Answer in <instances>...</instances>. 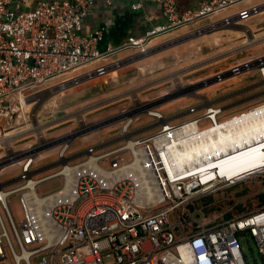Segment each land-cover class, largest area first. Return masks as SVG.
<instances>
[{"label": "built area", "instance_id": "obj_1", "mask_svg": "<svg viewBox=\"0 0 264 264\" xmlns=\"http://www.w3.org/2000/svg\"><path fill=\"white\" fill-rule=\"evenodd\" d=\"M250 1L199 0L193 8L181 10L176 0H133V11H141L147 3L157 4L166 22L102 52L104 31L84 34L95 0H0V140L8 137L7 130H13L29 108L39 105L36 98L76 80L65 77L132 48L144 50L158 37L212 20ZM105 3L112 5L111 0ZM250 11L242 14L248 17ZM256 70L264 83V57L236 66L230 78ZM153 112L158 121L163 119L160 112ZM205 115L212 120L216 114L212 109ZM187 123L175 126L162 121L164 129L155 136L131 140L150 168V183L155 188L150 200L140 181L126 175L129 165L125 159L116 157L130 149L128 144L98 158L97 163L90 158L73 167L63 153L66 165L62 170L39 180H33V175L41 168L29 170L35 159L30 153L24 165L28 183L7 191L9 196L27 190L30 182L38 186L61 177L56 175L66 168H74L75 174L69 182L64 177L63 187L56 192L43 196L36 192L38 204L32 199L28 204L22 194L24 218L19 223L9 202L4 207L0 202V264H197L201 259L208 264H248L242 243L249 241L264 257V202L259 199L264 196V168L227 184L261 180L254 210L237 213V205L229 212L207 214L203 206L193 204L215 188V175L197 177L188 166L176 170L172 159L173 141L167 135ZM176 147L182 148L180 143ZM100 159H106L107 165L100 164ZM10 160L14 159L0 160V170ZM1 191L6 192L2 187Z\"/></svg>", "mask_w": 264, "mask_h": 264}, {"label": "rangeland", "instance_id": "obj_2", "mask_svg": "<svg viewBox=\"0 0 264 264\" xmlns=\"http://www.w3.org/2000/svg\"><path fill=\"white\" fill-rule=\"evenodd\" d=\"M232 10L225 13L231 12ZM208 22L209 20L201 22L195 26L184 28L186 29V31L179 33V30V32L172 33L169 36H164L158 41L157 39L150 41L147 44V49L144 50L152 51L158 48H166L165 46L168 47L172 45V43H179V41H181V38H188L186 40H183L182 44H177L178 46L175 45L174 47L165 49L163 51L149 54L147 57H152L148 61H146V63H148L145 65V67H142L144 73H141L140 77H131L130 79H127L125 81H119L115 78V75L106 74L91 81L90 83L87 82L84 84H80L75 88L71 86L59 95L52 97V100L50 99L51 101L48 104L36 110L37 114L34 113V111L38 106L36 108H29L24 115V119L18 122L13 130H7V133H10L8 137L10 135L13 136L11 137V143L9 144L10 146L7 147L6 144L2 143V139L0 140V142L2 141L0 143V160L8 157L14 159V162L8 161L7 163H5L3 168L0 170V188L3 187L4 183L16 180L17 178L21 177H23L22 180L4 187L3 189L7 192L27 185L29 178H26V180L24 177V165L26 162V157H28L29 154L34 151V149L36 150V148L38 147L39 149L41 148L40 150L42 151L40 153H35V159L31 169H29L30 171H35L36 169L42 168L43 166L57 162L61 158V151L66 143H68V148L64 153V156L69 158L88 153L92 149L96 148L90 155L85 154L80 156L79 158H76L75 160L70 161V166L73 167L81 162L90 159L91 157H95L98 159L102 156H105L108 152L126 146L128 144V141H126L125 136H127L129 133L140 132L133 138V141L142 140L147 137H151L152 135L155 136L159 131H162L164 129V127L161 126L162 121H167L171 123V125L180 126L184 124L185 121L194 117L195 115L188 114L180 118L179 120L171 121L168 116L162 114L163 119L158 121L156 117L149 116L143 113L145 110H141L139 106L137 107L135 105V101L137 100V102H139L141 106H145L146 104H148V102L146 101V97L148 96V94L153 92L152 90L154 88L162 89L163 84H158V82L153 81L154 78L162 75V72H158V70L153 66L152 62H155V59L159 60L160 62L170 63V65H172L171 67L174 68V79L177 82V84H174L175 90H188V93L193 94H196V92H207L211 89V87H205V83H207L211 79L209 72L212 69L210 67L213 68V66H219L220 68H225V65H227L226 67H233L230 70L227 69L223 72H220L222 69L220 70V68L217 67V69H219L217 71L219 74L214 76L215 79H212L216 80L217 77L223 78L227 76V78L225 79L228 82L226 81L219 84L213 83L216 85L212 87L215 89V91L230 93L238 88L243 90L250 86L252 87V85L254 84H257L258 81L262 79L259 70H256L249 75H243L238 78H230V74L233 68L241 65L242 63L244 64V60L247 63H255L260 58L264 57L263 36L254 33V29L250 28L252 39L255 40H252V42H250L248 41V34L245 33L242 29L241 31L236 29L213 31V28H211L210 25H206L208 24ZM191 34H194L196 37L194 39L191 38ZM133 51L134 54L136 53L137 55L134 56L132 60H129L128 63L133 64L136 62H141L145 59L139 58V53L142 51V49L132 48L130 52ZM226 53H230V57L227 56L226 58L216 63L204 66L193 72L183 71L187 68H191L190 66L192 65H196L200 62L210 60L216 56ZM149 70L152 71L150 72ZM80 72L81 71L69 75L64 79L72 78L74 77V75H78V73ZM191 73L194 74L191 75ZM177 75H179L181 77V80H184V82H181L180 79L177 81ZM253 75H255L256 77H254ZM206 79L208 81H206ZM233 79H235L236 81L239 80L241 82L236 86H232L229 80ZM190 80H195V82H192ZM145 85L151 86L146 88L144 91L137 93L135 99H132V97H128L114 104L100 107L96 110L84 113L82 115L84 127L81 128L79 126L80 119H78L77 114L82 110L89 108L97 103L110 100L119 95L128 94L139 88H143V86ZM199 85H201V87L204 85V87H200L201 89H199ZM177 86L179 87L177 88ZM41 90L42 93H45L44 91H47L43 89ZM253 92H255V90ZM170 95L171 94H169V96ZM165 99L166 98L164 97V99H159L157 102H161L162 100L165 101ZM263 106L264 98L250 102V105L246 108L244 114H248L254 110L260 109ZM152 111L154 110L152 109ZM239 114L240 115H237V117L235 118L244 115L241 113ZM125 115L128 117L122 118V116ZM32 116H35L36 122L42 125H47L44 130V134H38L40 131H38L35 127L36 123H34ZM64 118H66V121H64L63 123L53 124L61 121ZM233 119L234 117L230 116L223 122H228ZM207 121L210 122L209 124H212L210 120ZM128 124V132L125 133V127ZM140 130H142V132ZM17 135L22 136L16 137ZM71 135H73V137L69 140H66V138ZM8 148L11 151L10 154H8ZM116 157H123L129 166L133 163L134 160L133 151L131 149H128L126 151L124 150L120 154H117ZM111 158L112 157L107 159L111 160ZM62 160L65 161L66 159L64 158ZM105 161L106 159L99 160L100 164L107 165L108 162ZM61 170L62 167L59 166L54 168L53 170L41 172L33 176V180H39L49 177ZM252 172H248L241 177L246 176ZM238 178H234L230 181H225L221 178L215 180V188L203 193L202 198L197 202H194L193 205L203 206V211L207 214H213L215 212H229L237 205L244 207V211L254 210L258 202L257 197L255 196L263 187V182L258 178H249L239 181L232 186L227 185L228 183ZM63 185L64 177L61 176L49 180L45 183L39 184L35 189L38 195L43 196L60 190ZM30 191V188H28L27 190L18 191L17 193L9 196L7 199L11 212L17 223H19L24 218V212L22 204L20 202V198L22 194H30ZM230 192L233 193L231 195H228V193ZM0 207H2L1 204ZM190 209L192 210L193 207L191 206ZM1 212L6 220L9 231L11 232L9 223L2 208ZM242 248L245 260L248 264H264V257L260 256L257 247L253 242H243Z\"/></svg>", "mask_w": 264, "mask_h": 264}, {"label": "crops", "instance_id": "obj_3", "mask_svg": "<svg viewBox=\"0 0 264 264\" xmlns=\"http://www.w3.org/2000/svg\"><path fill=\"white\" fill-rule=\"evenodd\" d=\"M198 1L199 0H176V3L179 9L182 10V9L193 8ZM105 2L106 0H95V5L92 9V12L90 13L87 20L84 23V34L86 35H91L92 33H94L95 30L98 29H102L104 31V42L100 45V51L102 52H107L110 49L111 50L116 49L121 45L127 43L130 37H140L146 34L147 32H150L152 29L161 27L166 22L165 18L162 16L160 7L155 3H147L145 4L144 8L141 11H133L131 8L133 0H111L112 2L111 6H108ZM260 6H264V0H252L245 5L233 9L231 12L225 14L222 13L220 15L215 16L212 20H209L208 24L206 25H210L212 27L218 24L219 22H223L226 19L243 12L244 10H249ZM247 23H248L247 26L249 28L254 29V33L262 35L264 38V10L263 11L260 10L257 14L252 15L251 18H249V20L247 21ZM181 30L180 32L179 30H176L174 32L163 35L156 39L158 41L162 39V37L169 36L172 33L175 32L182 33L186 31V29L184 30L181 29ZM186 39L188 38L187 37L181 38V41H179V43L178 42H176L175 44L172 43V45L168 47L165 46L166 48H158L152 51L142 50L143 52L141 51L139 53V56L147 57L149 54L163 51L165 49L174 47L177 44L180 45L183 43L182 41ZM136 55L137 54L136 53L134 54V51L133 52L126 51L118 55H115L109 59L94 64L93 66L78 73V75H74V77H72V79H78L76 81V84L73 85V88H75L80 84H84L87 82L90 83L91 81L99 77H102L106 74L115 75L116 76L115 78L118 79L119 81H125L127 79H130L131 77H137V76L140 77L141 73H144L142 67L143 66L145 67V65L148 63V62L146 63V61H148L152 56L147 57V59L145 58L141 62H136L133 64L128 63V61L132 60ZM154 61L155 62H152L154 68H156L158 72H162V75L154 78L153 81L158 82V84H163V86L162 89L154 88L152 90L153 92L148 94V96L146 97V101L150 104L156 103L159 99L160 100L162 98L164 99V97L167 99L169 94H171L172 92L175 91H176L175 93L183 92L180 91L179 89L175 90L174 84H177V82L174 79L175 70L173 67H171L172 65H170V63L167 62H160L157 59H155ZM244 63L247 62L244 60ZM226 66L227 65H225V68H220L219 66H213V68L210 67L212 69L209 72L211 78L210 81L214 80L215 79L214 76L219 74L217 72L219 70L217 69V67L220 68V70L222 69L220 72L226 71L227 69L230 70L233 67V66H229V67ZM195 70H191L189 72H193ZM149 71L151 72L152 70ZM192 74L194 73H191V75ZM177 76H178L176 78L177 81L180 79L181 82H184V80H181V77L179 75ZM253 76L256 77L255 75ZM190 81L195 82V80L194 81L190 80ZM206 81L208 80L206 79ZM226 81L227 80L225 81L222 80L220 82H217V84L224 83ZM238 81L239 80L236 81L235 79L229 80L232 86H236L241 82ZM260 83L261 80H259L257 84ZM254 85H252V87L250 86L243 90L238 88L236 89L237 91L235 90L230 93H222L215 91V89L212 87L216 85L211 84L210 86L211 89L207 92L205 91L196 92V94L190 93L192 97L180 96L165 102L162 100L161 101L162 103L155 105L151 109L160 112L163 115L168 116L171 119V121H176L184 117L185 115H188L192 111H197L201 109L203 106L209 104L212 106V109L218 111V113H216L217 120L220 124H223L226 123L223 121H225L230 116L231 117L233 116L235 118L237 117V115H240L239 113L244 114L246 108L250 105V103L247 104L244 103L246 99L264 92V88L260 90L253 89ZM250 88H252L251 91L247 90ZM254 90L255 92H253ZM142 107L145 106L144 105L140 106V108ZM206 113L207 111L199 114L196 113L194 117L185 121V123L195 121L198 119L197 124L199 130L201 131L212 130L213 129L212 124H209L210 122L207 121L208 119L203 118V116ZM246 115L247 114L241 115L240 117L230 120L228 122H233ZM125 116H122V118ZM232 193L233 192H230L228 193V195H231ZM235 210L237 211V208H235ZM226 216L228 215L226 214Z\"/></svg>", "mask_w": 264, "mask_h": 264}, {"label": "bare ground", "instance_id": "obj_4", "mask_svg": "<svg viewBox=\"0 0 264 264\" xmlns=\"http://www.w3.org/2000/svg\"><path fill=\"white\" fill-rule=\"evenodd\" d=\"M260 10L263 11L264 6L251 9L250 16L248 17L241 12L223 22H219L217 29L218 31H222L221 29H242L248 34V41L252 42L251 29L247 26V21L252 15L257 14ZM191 36L193 39L196 37L194 34H191ZM139 58L144 59L146 57L139 56ZM61 89L63 90V87H60L57 90H52L43 96L36 98L39 102L37 109L48 104L52 100V97L62 93L63 91ZM140 109L146 110V107ZM207 112H210V110ZM213 112L216 114L218 111L213 109ZM149 116L156 117L152 110H150ZM211 118L212 120H208L212 121V130L201 131L198 128V124L190 122L185 124L183 128L174 130L167 135L173 141L171 154L176 170L188 166L190 167L189 170L196 171L194 174H196L197 177L200 175L205 176L207 174H213L215 175V180L221 178L225 181H230L248 172H255V170L257 171L264 168V107L254 110L233 122L220 124L216 115H212ZM35 119L36 118L33 116V120ZM129 124L125 127V133L128 132L127 129ZM46 126L47 125H42L36 122L35 127L40 131L38 133L39 135L42 133L44 134ZM11 137L13 136L3 139L2 143L6 144L8 147L11 143ZM72 137L73 135L66 140H69ZM161 138L163 139V137ZM177 142L180 143L182 148L176 147L178 144ZM127 146L133 151L134 162L133 165L131 164L128 167L126 175L130 178L134 177L140 181L141 188H145V190L148 191L146 198L150 200L151 196L155 195V188L150 183V168L148 167L147 162H145L144 154L140 148L137 149L135 144L131 141L128 142ZM67 148L68 143L63 147L61 151L62 155ZM40 149L39 147L36 148V150L34 149L31 154L35 155L36 152L40 153L42 151ZM91 160L92 162L97 163L98 159L91 157ZM10 161L14 162V160ZM74 174V168H66L62 173H59L56 176H63L69 182L72 180ZM29 184L31 191L30 195L24 194L25 201H27L28 204H31L32 199L37 204L40 203L36 195L35 181L30 182ZM212 187H214V185H212ZM9 195L10 193L8 192H0V202L3 207L8 205L7 198Z\"/></svg>", "mask_w": 264, "mask_h": 264}, {"label": "water", "instance_id": "obj_5", "mask_svg": "<svg viewBox=\"0 0 264 264\" xmlns=\"http://www.w3.org/2000/svg\"><path fill=\"white\" fill-rule=\"evenodd\" d=\"M211 28H213V31H218V24H216V25H214L213 27H211ZM221 30H223V29H221ZM213 31H211V32H213ZM241 31V30H240ZM227 56H229L230 57V53H226V54H222V55H219V56H216V57H214V58H212V59H210V60H206V61H203V62H200V63H198V64H196V65H194V66H192L191 68H187V69H185V70H183L184 72H186V71H191V70H195V69H199V68H202V67H204V66H207V65H210V64H213V63H215V62H218V61H220V60H222V59H224V58H226ZM183 73V72H182ZM181 73V74H182ZM78 79H76L75 80V82L73 81V82H71L70 84L68 83V84H65V86H62L63 87V90H67L68 88H70L71 86H73V85H75L76 84V81H77ZM213 83H217V80H212V81H209V82H207V83H205V87H210V85L211 84H213ZM149 86H151V85H145V86H143V88H139V89H137V90H135V91H133V92H130V93H128V94H122V95H119V96H117V97H114V98H112V99H110V100H107V101H103V102H100V103H97V104H95V105H93V106H91V107H89V108H86V109H84V110H82L81 112H79L77 115H78V119H80V121H79V126L82 128V127H84V123H83V118H82V115L84 114V113H87V112H89V111H92V110H96V109H98V108H100V107H104V106H108V105H111V104H114V103H116V102H118V101H121V100H123V99H126V98H128V97H132V99H135L136 98V95H137V93H139V92H142V91H144L146 88H148ZM179 86H177V88H178ZM196 87V86H195ZM201 85H199V89H201L202 87H204V85L201 87ZM262 88H264V83H260V84H257V85H254V87H253V89H262ZM187 89V88H186ZM251 89L252 88H250V89H247V90H249V91H251ZM57 90V89H56ZM58 92V91H57ZM182 97V96H190V97H192L191 96V94L190 93H188V90H184L183 92H181V93H171V95L170 96H168L167 97V99L165 100V101H170V100H172V99H175V98H177V97ZM264 98V92L263 93H260V94H258V95H254V96H252V97H250V98H248V99H246L245 100V104H247V103H250V102H253V101H256V100H258V99H263ZM164 101V102H165ZM159 103H162V102H157V103H148V104H146L145 105V107H146V110L143 112V113H145V114H147V115H150L149 114V111L150 110H152L151 108H153L155 105H157V104H159ZM243 103V104H244ZM135 105L138 107H140L141 105L139 104V102H137V100L135 101ZM209 110H212V106L211 105H205V106H203L201 109H199V110H197V111H192L191 113H189L190 115H195L196 113L197 114H199V113H202V112H205V111H209ZM148 112V113H147ZM207 115H204L203 116V118H207L206 117ZM202 118V119H203ZM66 118H64V119H62L61 121H59V122H56V123H53V124H60V123H63L64 121H66L65 120ZM194 123L196 122V123H198V119L197 120H195V121H193ZM156 125H158V124H156ZM163 126H164V124H162ZM141 132H142V130H140ZM144 131V130H143ZM77 133H80V132H77ZM140 132H132V133H129L127 136H125V139H126V141H128V142H130L137 134H139ZM96 148H94V149H92L91 151H89L88 153H84V154H81V155H79V156H74V157H72V158H68V160H70V161H72V160H75L76 158H79L80 156H82V155H90L92 152H93V150H95ZM62 159H64L63 158V155H61V158L57 161V162H54V163H51V164H48V165H46L45 167H43V168H41V170L39 171V172H35V175L36 174H39V173H41V172H46V171H50V170H53L54 168H56V167H63L64 165H66V160L65 161H63ZM34 176V175H33ZM23 179V177H21V178H17L16 180H12V181H10V182H6V183H4V185H3V187H2V189L4 188V187H7V186H9V185H12V184H14V183H16V182H18L19 180H22ZM26 179V178H25Z\"/></svg>", "mask_w": 264, "mask_h": 264}, {"label": "trees", "instance_id": "obj_6", "mask_svg": "<svg viewBox=\"0 0 264 264\" xmlns=\"http://www.w3.org/2000/svg\"><path fill=\"white\" fill-rule=\"evenodd\" d=\"M259 199H260V201L264 202V196L260 195ZM236 208H237V211H238L237 213L245 210V208L240 206V205H238ZM227 215L229 216V214H227Z\"/></svg>", "mask_w": 264, "mask_h": 264}, {"label": "clouds", "instance_id": "obj_7", "mask_svg": "<svg viewBox=\"0 0 264 264\" xmlns=\"http://www.w3.org/2000/svg\"><path fill=\"white\" fill-rule=\"evenodd\" d=\"M197 264H208V261L205 259H201L200 261H197Z\"/></svg>", "mask_w": 264, "mask_h": 264}]
</instances>
